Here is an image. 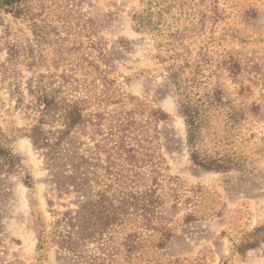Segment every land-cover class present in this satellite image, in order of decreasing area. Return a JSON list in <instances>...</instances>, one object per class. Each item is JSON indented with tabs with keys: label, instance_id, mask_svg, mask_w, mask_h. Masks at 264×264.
I'll return each mask as SVG.
<instances>
[{
	"label": "rangeland",
	"instance_id": "rangeland-1",
	"mask_svg": "<svg viewBox=\"0 0 264 264\" xmlns=\"http://www.w3.org/2000/svg\"><path fill=\"white\" fill-rule=\"evenodd\" d=\"M150 9L160 33L137 24ZM40 77L84 109L65 175L159 198L151 221L133 214L109 233L113 264H264V232L237 251L264 228V0H0V141L20 163L0 168V264H77L51 239L76 189L59 190L30 138ZM179 92L200 101L192 148ZM193 152L236 166L205 171ZM129 234L142 243L130 256L119 246Z\"/></svg>",
	"mask_w": 264,
	"mask_h": 264
},
{
	"label": "trees",
	"instance_id": "trees-1",
	"mask_svg": "<svg viewBox=\"0 0 264 264\" xmlns=\"http://www.w3.org/2000/svg\"><path fill=\"white\" fill-rule=\"evenodd\" d=\"M19 1L3 0V3L14 7ZM164 13V10H160L158 13L160 19H162ZM146 14L147 16L137 18L139 28L141 30H155L160 33L158 27L161 25L162 20L159 22L153 21L152 17L154 15L151 9L147 10ZM169 37L177 39L174 34H169ZM37 85L40 117L38 124L31 130L30 138L33 145L43 152L47 168L54 171L53 177L59 190L66 191L69 190V187L76 189L75 192L79 199L76 210H67L63 213L53 212L58 217L51 235L52 242L77 264H113L117 255L115 252L120 250L116 247L114 238L112 236L108 237L109 233L115 228L125 226L133 214L140 215L147 222L151 221L150 217L153 209L160 203L159 198H155V194L151 191L145 193L120 192L119 194L108 195L106 192H97L94 189L96 181L86 179L82 173L80 177L78 175H65L61 161L65 157L63 153L67 154L69 151L63 148L70 140L74 129L83 124L84 109L80 102L58 99L49 94L42 77L39 78ZM177 95L181 98L179 101L180 112L185 120L188 129V143L192 148L200 139V101H195L190 96L182 95L180 92ZM154 114L159 120L167 119V115L164 113ZM55 121L60 122L62 128L46 129V127H51ZM124 131H126V127L121 126L119 132ZM118 140L121 141H117V146L120 148L123 137L120 135ZM67 145H71V140ZM127 152L131 153V151ZM72 155L66 157L73 162L72 166L78 171L76 166L78 160ZM191 160L196 166L209 172H228L236 166L231 162L220 159L202 158L197 152L191 154ZM19 164V158L3 147L0 141V168L4 167L7 171H10ZM263 232L264 228L255 229L250 234L249 239L237 247V251L243 255L257 248ZM132 237L137 240H133ZM141 245L140 239L134 234H129L124 242L119 244L129 256Z\"/></svg>",
	"mask_w": 264,
	"mask_h": 264
}]
</instances>
